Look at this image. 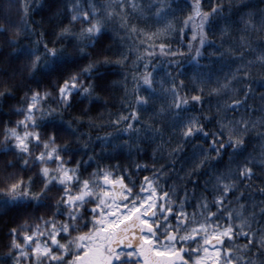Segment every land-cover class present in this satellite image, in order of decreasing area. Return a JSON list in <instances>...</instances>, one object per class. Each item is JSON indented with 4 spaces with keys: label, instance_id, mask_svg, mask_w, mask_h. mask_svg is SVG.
Returning <instances> with one entry per match:
<instances>
[{
    "label": "clouds",
    "instance_id": "obj_1",
    "mask_svg": "<svg viewBox=\"0 0 264 264\" xmlns=\"http://www.w3.org/2000/svg\"><path fill=\"white\" fill-rule=\"evenodd\" d=\"M89 2L0 0V264H27L10 243L12 225L17 226L19 239V224L26 218L35 221L43 214L58 224L65 220L75 224L62 237L71 253L77 232L89 225L90 206L101 200L110 203L114 197L120 203L146 201L145 207L151 209L147 218L157 235L166 237L171 229L178 244L196 243L206 231L228 228L231 236L216 245L226 250L220 264L229 259L234 264H264V157L259 155L264 149V0H213L216 8L207 21L199 55L195 52L199 37L189 45L179 31L181 27L185 34L191 30L190 23H183L190 0H167L159 18L149 14L138 20L152 28L172 21L174 27L165 40L172 49H183L184 55L175 57V64L169 63L171 57L163 58L155 71L165 74L170 67L168 78L184 83L181 94L196 91L201 100L149 115L155 113L159 93L142 85L150 102L135 127L127 131L126 122H109V110L127 111L120 99L123 88L110 83L123 75L120 65H103L96 78L88 77L97 84L98 95L91 101L74 96L72 105L66 106L54 91L62 76L96 60L101 47L108 55L130 48L127 35L113 34L125 33V29L113 26L97 33L95 48L79 51L76 34L85 26L73 17L86 10ZM96 3L99 6V0ZM50 46L59 53L55 62L48 55ZM131 59L129 53L128 84L134 91L131 69L136 65ZM201 80L206 82L202 89L196 87ZM36 92L46 93L43 104H37L32 113L41 142L55 133L64 162L78 164L80 176L89 180V193L75 206L64 204L58 185L41 189L38 170L42 161L34 159L42 150L40 144L29 141L30 150L23 152L14 139L6 138L5 127L23 130L17 122ZM125 95L127 104L135 106L132 92ZM85 105L98 123L76 119ZM41 107L54 115L41 120ZM188 127L192 131L185 135ZM105 173L117 182L107 183L102 178ZM21 178L26 185L31 181L37 197L8 200L9 184ZM73 214L78 215L75 222ZM193 232L195 238L182 240Z\"/></svg>",
    "mask_w": 264,
    "mask_h": 264
},
{
    "label": "snow or ice",
    "instance_id": "obj_2",
    "mask_svg": "<svg viewBox=\"0 0 264 264\" xmlns=\"http://www.w3.org/2000/svg\"><path fill=\"white\" fill-rule=\"evenodd\" d=\"M69 7L71 8L72 5ZM165 7H167V0H154L149 4H144L142 0H99V6L96 0H90L87 9L79 16L73 17L74 20L79 18L85 26L81 33L76 34L79 51L83 52L89 46L95 48L97 33L104 28L112 29L113 26L125 29V33L114 31L113 34L127 35L131 41L130 48L119 54L108 55L101 47L96 60L81 64L56 82L54 89L56 96L66 106L72 105L74 96L91 101L93 96L98 95L97 84L95 79H88V77L96 78L97 71L102 70L103 65L112 63L120 65L123 75L111 79L110 83L123 88L120 99L127 111L109 110L111 113L109 122L113 125L126 122L125 131L135 127L134 122L141 118V113L150 102L149 95L141 87L142 85L159 93L155 113H149V115L163 113L173 108L179 110L182 104L190 100L199 102L201 96L196 91L190 94L185 91L183 95L181 94L180 89L184 87V83L182 80L168 78L172 73L170 67L166 69L165 74H157L155 71L157 64L163 63V58L171 57L169 63L175 64V57L184 55L183 49L179 51L172 49L165 40L167 33L174 27L172 21L168 20L155 28L137 22L149 14L159 18ZM75 8H80L79 2L75 4ZM215 8L213 0H208L207 6H205V0H190L183 15V23L185 25L190 23L191 30L185 34L184 28L181 27L180 34L188 40L189 45L199 37V43L195 48L197 55L200 53L199 45L204 43L207 35V21ZM101 9L102 14H99ZM132 16L136 17V20H131ZM81 43H83L82 47ZM129 53L132 54L131 63L136 65L131 69V76L136 81L132 86L134 91L128 84ZM48 55L55 62V58L59 55L55 46L48 47ZM97 79L103 82L104 78ZM205 83L201 80L196 87L202 89ZM216 90L212 87V91ZM130 91L135 106L127 104L125 94ZM45 99L46 93H33L26 105L24 117L17 122L23 130L5 127L4 132L6 138L14 139L16 148L23 152L30 150L29 141L40 144L42 150L35 154L34 159L42 161L38 170L41 189L46 191L58 185L64 204L75 206L89 193V180L80 176L78 164L64 162L63 147L57 143L55 133L41 142L38 123L32 113L36 111V105H42ZM40 111L41 120L54 115V112H49L43 107ZM60 116L63 118L62 113ZM76 119L86 121L89 125L98 123L88 114L87 105L81 109ZM29 123L32 125L31 128L28 127ZM65 123L69 127L72 126L71 121H65ZM191 131V127L185 128L184 134L187 135ZM226 132L230 134L231 130L226 128ZM259 155L264 157V149ZM247 171L251 173L252 168H248ZM243 173L244 169H241L240 174L243 175ZM102 178L109 184L117 182L107 173ZM29 195L33 198L37 197V193L32 191L31 181L26 185L21 178L8 186V200H16L18 197L28 198ZM108 195V192H104V196ZM146 203V201L120 203L114 197L110 203L101 200L99 203L92 204L90 206L92 214L88 216L89 225H86L83 231L77 232L73 242L74 250L71 253L62 237L70 232L75 224L70 225L66 220L58 224L50 215L42 214L35 221L27 218L21 221L19 239L17 226L12 225L8 229L10 243L16 249L17 257L23 258L27 264H44L45 261L47 264H58L60 261H66V264H125V262L127 264H220L222 253L226 250L216 245L231 236L228 228L206 231V234L196 243L178 244L175 240V232L171 229L166 237L157 235L155 225L147 218L151 209L145 207ZM77 219V214L71 216L72 221L75 222ZM196 236L195 232L188 233L182 237V240ZM226 264H234V262L229 259Z\"/></svg>",
    "mask_w": 264,
    "mask_h": 264
},
{
    "label": "trees",
    "instance_id": "obj_3",
    "mask_svg": "<svg viewBox=\"0 0 264 264\" xmlns=\"http://www.w3.org/2000/svg\"><path fill=\"white\" fill-rule=\"evenodd\" d=\"M158 55V54H157Z\"/></svg>",
    "mask_w": 264,
    "mask_h": 264
}]
</instances>
